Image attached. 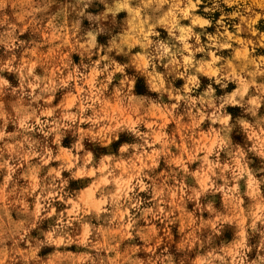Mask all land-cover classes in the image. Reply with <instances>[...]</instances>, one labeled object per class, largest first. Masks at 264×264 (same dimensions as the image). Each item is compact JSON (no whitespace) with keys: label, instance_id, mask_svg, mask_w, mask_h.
I'll return each instance as SVG.
<instances>
[{"label":"clouds","instance_id":"9594fccd","mask_svg":"<svg viewBox=\"0 0 264 264\" xmlns=\"http://www.w3.org/2000/svg\"><path fill=\"white\" fill-rule=\"evenodd\" d=\"M0 264H264V0H0Z\"/></svg>","mask_w":264,"mask_h":264}]
</instances>
